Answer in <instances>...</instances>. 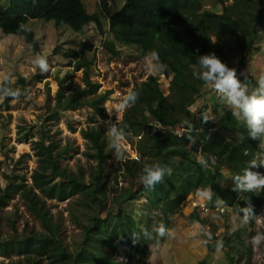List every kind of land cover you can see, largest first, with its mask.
<instances>
[{"label": "trees", "instance_id": "16d2710c", "mask_svg": "<svg viewBox=\"0 0 264 264\" xmlns=\"http://www.w3.org/2000/svg\"><path fill=\"white\" fill-rule=\"evenodd\" d=\"M214 1L222 6L220 13L203 9L201 0H124L114 12H110L105 0H99L108 17V31L116 41L136 46L144 54L155 50L160 61L167 65L170 86L176 87L173 104L182 117L172 114L174 106L167 101L155 77L149 76L135 85L132 89L139 92L138 101L124 110L122 120L115 124L127 137L140 136L136 150L140 159L117 160L111 171L106 167V160L114 154V149L108 150L104 126L96 124L95 119L80 130L87 143L85 156L94 164L88 165L86 172L81 168L73 172L62 166L61 159L68 155V146L60 147L47 141L41 133L32 146L37 165L30 175L31 183H16L6 176L7 185L0 190V207L9 202L13 194H19L42 230L18 236L12 222V235L2 238L0 229L1 256H18L20 259L15 264H42L44 260L48 264H120L113 252L126 247L134 264H144L150 253L149 244L156 234L154 229L163 224L168 230L172 216L181 210L185 198L202 188L212 190V199L208 201L211 211L221 206L244 215L241 209L251 207L254 216L258 213L264 202V190L233 191V177L242 175L251 160L259 159L260 140L251 139L243 123L227 109H221L212 126L202 119L205 107L198 109L197 120L192 118L191 125L183 124L186 110L194 102L187 90L198 96L204 86L203 82L191 79L189 65L196 64L198 56L208 54L210 38H218L220 29L235 36L242 55H248L264 14V0H231L228 4V0ZM37 18L52 21L55 27L66 26L74 32L86 23H93L102 33L99 15L88 13L82 0H8L6 8L0 10V31L4 35L22 37L37 55L33 32L19 30L21 23L26 25ZM107 48L113 55L117 54L112 45ZM81 52L73 68L82 70L84 85L66 83L64 79L57 81L48 121L57 120L62 110L82 107L91 109L100 120L108 118L103 104L111 91L98 93L99 84L91 82L89 77L91 61ZM17 84L21 85L22 93L27 92L23 78L18 79ZM5 86L16 89L15 85ZM155 122L171 129L182 125L185 131L180 136L162 132ZM210 127L215 130L210 131ZM209 155L215 157V164L208 161V167H204L199 160H207ZM146 160L171 169V174H166L152 190L138 182V173ZM262 168H251V171ZM223 171L229 176L225 186L221 184ZM75 195L76 204L87 210V219L82 221L73 215L81 234L78 245L70 251L61 239V222L54 219L46 202H64ZM135 198L141 199V207L132 213L124 205ZM202 213L192 210L187 221L200 226L206 224L208 219L202 218ZM137 216L144 220L141 224L136 221ZM216 244L206 243V247L213 251ZM228 259L233 262L231 257Z\"/></svg>", "mask_w": 264, "mask_h": 264}, {"label": "rangeland", "instance_id": "374dc122", "mask_svg": "<svg viewBox=\"0 0 264 264\" xmlns=\"http://www.w3.org/2000/svg\"><path fill=\"white\" fill-rule=\"evenodd\" d=\"M8 0H0V10L6 8ZM110 12L118 10L124 0H105ZM88 13H96L101 19L102 33L95 24L86 23L79 31H72L66 26L55 27L52 21L42 18L29 20L26 25L33 32L38 45V54L46 57L49 71L41 73L31 60L36 56L34 51L20 36L4 35L0 31V75H9L16 86L18 79L23 78L27 84V92L22 93L19 100L12 102L10 98L0 101V190L7 185L6 176L14 182L31 183L30 175L36 168L37 158L32 148L34 141L44 133L47 141L58 146H68V155L61 159V165L76 172L81 168L85 172L88 165H94L85 156L87 143L81 137L80 130L91 125L92 119L96 124H102L107 132L108 125L120 122L124 110L117 111V106L123 95L129 89L149 76L155 77L160 85L162 93L167 96V101L174 106L173 113L181 116L174 102L176 87L170 86L171 75L168 69L156 75H149L145 71L144 57L141 49L136 46L119 43L108 31V17L102 11L99 0H82ZM228 0L226 3H230ZM203 9L220 13L222 6L214 0H201ZM257 34L248 55H242L235 36L219 30L218 38L211 36L207 45L208 54L215 55L229 68H234L237 77L243 82L241 73L248 77L249 92L257 86L256 79L264 73V14L258 25ZM83 44L87 48H83ZM112 45L116 51L113 55L107 46ZM84 51L85 56L91 61L90 80L98 83V93L110 90L108 100L103 104L107 113L106 120H100L93 115L91 109L82 107L78 109H65L59 112L57 120H47L48 111L52 110V102L57 90V81L64 79L66 83L83 86L82 70L76 71L74 63ZM192 65H189V75L192 77ZM194 102L186 110L184 125H191L190 120H197L198 109L205 107L210 126L216 122L221 109H228L220 98L205 85L201 87L198 96L192 95L187 90ZM111 115V117H110ZM182 117V116H181ZM210 131H214L210 127ZM139 135L141 133H138ZM229 137L228 135H226ZM140 136H128L126 138L125 151L127 159L138 157L136 150L139 146ZM115 151V150H114ZM114 153V152H113ZM199 159V158H198ZM117 160L114 154L106 160V167L111 171L116 166ZM264 174V167L257 170ZM224 178L221 182L227 185L229 176L223 171ZM119 178L118 181H120ZM120 185V184H118ZM190 195V194H189ZM189 195L181 205V210L172 216L171 226L166 231L163 241L157 239L156 234L149 244L150 253L144 259V264H264V243L258 248L253 247L251 241L257 232L264 233V202L256 220H243L244 215L237 213L232 208L221 211L202 213V218H207L204 225L189 223L188 214L192 211ZM202 199V198H200ZM50 213L54 219L61 222V239L65 247L73 251L80 241L81 229L73 221V215L85 221L87 210L78 206L77 196H73L64 202L47 201ZM127 211L132 213L141 207V199H133L124 205ZM220 207V206H219ZM223 212V213H222ZM205 214V215H203ZM141 224L144 220L136 217ZM14 223L16 234H29L32 231H41L39 221L35 219L25 208L19 194H13L9 202L0 207V229L2 238L10 237L11 223ZM217 241H223V248L210 251L206 243L213 245ZM115 259L120 264H134L130 251L122 247L113 252ZM232 258L230 262L228 258ZM20 259L16 255L5 258L0 255V264H15ZM42 264H48L44 260Z\"/></svg>", "mask_w": 264, "mask_h": 264}, {"label": "clouds", "instance_id": "9594fccd", "mask_svg": "<svg viewBox=\"0 0 264 264\" xmlns=\"http://www.w3.org/2000/svg\"><path fill=\"white\" fill-rule=\"evenodd\" d=\"M20 31H30L27 25L21 23L19 25ZM31 63L40 70L41 73L49 71V64L46 57L37 54ZM145 71L149 75H156L165 72L167 65L160 61L159 54L152 50L144 57ZM192 77L195 80L203 82V84L215 93L224 105L230 109L231 114L238 121L243 123V126L248 132L251 139L260 140L259 149L261 155L259 159H253L249 162L248 167L243 169V174H237L233 177L235 188L233 191L242 192H256L264 190V174L251 171V168L264 167V73L260 74L256 79V87L249 92L248 77L246 73H241L244 77L243 82L238 79L237 72L234 68H229L223 63L215 53H209L198 56L197 63L192 65ZM14 81L9 75H0V101L5 98H10L12 102L19 100L22 92L19 88L13 89L6 87ZM139 99V92L134 89H129L120 100L117 111L127 110L133 107ZM111 117V115H110ZM204 122L209 120L207 114H202ZM106 122L108 125L105 136L108 140V150H115L114 156L118 161H125L127 159L125 145L127 134L123 129L115 123ZM247 154V153H245ZM139 160V157H136ZM208 161L215 164V157L209 155L207 160L201 158L199 163L204 167H208ZM171 174V169L162 167L158 162L143 163V166L138 173V182L144 186L145 189L152 190L155 185L161 183L165 175ZM212 190L210 187L197 189L196 196L206 201H211ZM220 202V201H218ZM244 213L243 220L245 223L249 219L256 220L257 218L252 213L251 207L241 209ZM157 239L164 237L166 229L163 224L155 228ZM254 249L258 248L264 243V233L257 232L251 241ZM223 248V241H217L216 250L219 252Z\"/></svg>", "mask_w": 264, "mask_h": 264}, {"label": "built area", "instance_id": "2783aa9c", "mask_svg": "<svg viewBox=\"0 0 264 264\" xmlns=\"http://www.w3.org/2000/svg\"><path fill=\"white\" fill-rule=\"evenodd\" d=\"M155 126L157 128H159L162 132L170 131V132L175 133L178 136H180L185 131L183 126L182 125H178V124L175 125V127L173 129H171L170 127L162 126L158 122H155ZM134 158L136 159V157H134ZM189 197L191 198V201H190L191 210H198V211L203 212L205 214H207L208 212L211 211L209 209L208 201L198 198L196 196V191L190 193ZM222 209H224V208L221 207V206L215 208L216 211H221Z\"/></svg>", "mask_w": 264, "mask_h": 264}, {"label": "crops", "instance_id": "0c3cea01", "mask_svg": "<svg viewBox=\"0 0 264 264\" xmlns=\"http://www.w3.org/2000/svg\"><path fill=\"white\" fill-rule=\"evenodd\" d=\"M223 135H224V136H226V135H227V133H223Z\"/></svg>", "mask_w": 264, "mask_h": 264}]
</instances>
